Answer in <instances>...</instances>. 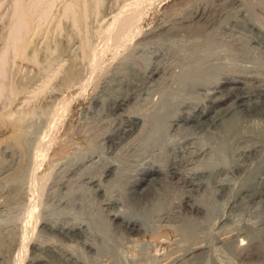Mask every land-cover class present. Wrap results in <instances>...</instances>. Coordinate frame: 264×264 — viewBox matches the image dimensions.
Returning <instances> with one entry per match:
<instances>
[{
    "label": "bare ground",
    "instance_id": "6f19581e",
    "mask_svg": "<svg viewBox=\"0 0 264 264\" xmlns=\"http://www.w3.org/2000/svg\"><path fill=\"white\" fill-rule=\"evenodd\" d=\"M14 1L6 43L17 55L27 45L21 38L30 13L22 0ZM87 2L67 0L59 14L76 36L72 61L85 62L89 76L79 80L78 71L67 68L63 80L79 81L68 85L60 112L52 114L63 124L78 99L88 101L79 122L88 131L87 145L56 161L49 175L57 202L94 208L109 232L124 237L145 231L125 215L146 205L145 218L143 212L136 216L159 223V232L149 236L155 264H264V217L256 219L248 207L264 206V0H168L145 27L147 9L158 0H122L117 13L97 22L91 49ZM96 69L100 74L94 79ZM46 134L33 150V166L61 153L50 130ZM172 181L184 193L170 196L152 187ZM77 182L86 187L89 202ZM41 184L35 187L37 197ZM36 221L31 233L46 231L76 243V248L53 249L58 261L114 262V245L95 229L90 214L68 219L65 212L49 223ZM171 221L180 230L173 232ZM31 238L21 241L19 264L36 251Z\"/></svg>",
    "mask_w": 264,
    "mask_h": 264
},
{
    "label": "rangeland",
    "instance_id": "374dc122",
    "mask_svg": "<svg viewBox=\"0 0 264 264\" xmlns=\"http://www.w3.org/2000/svg\"><path fill=\"white\" fill-rule=\"evenodd\" d=\"M31 1L32 2H30V0H22V5L25 4L24 6H28L29 8L27 9L28 14L30 13V20L25 26L26 31L22 32L23 38H21L27 45L21 54L17 52L16 55V52H13V50L9 48L11 45L6 43L12 35V30H10L12 24L10 23H13L11 21L14 20L13 9L15 1L0 0V56H2L0 58L5 59L3 64L0 65V264H19L21 260V241L24 242L26 236H32L31 240L36 251L32 254L29 252L28 255L24 257L25 264H67L58 261L55 257V253H52V251L57 247L63 249L76 248L77 245L75 242L64 241V239L59 236L57 237L56 234H50L46 231L39 232V230L35 229V231L31 233V227L34 226L33 223L36 220V222L41 221L49 223L54 220L56 216H63L65 212L68 219H80L86 214H90L91 218L94 219L95 229H102L103 232L107 233V240L111 245H114V249L110 250L114 255V262L111 264H155L152 258L155 250L153 248L154 246L150 243L149 236L150 234L159 232V223L152 222L153 224H150L144 219V215H147L146 205H143L140 211L139 209L134 210L136 213L130 211V213L125 215V217H129L130 220L133 221L134 219L137 221L140 227L137 226V228L141 231L145 229V231L143 230V233L137 237H129L126 235L124 237L119 231L117 233L115 231L109 232L107 226L105 228V223L100 217L99 212L94 208L87 211L84 206V209H78L79 207L70 204L69 206L63 207V205L56 200L58 190L55 189L54 191L56 187H51V185L47 183L49 181V175L51 176L53 171H55L58 165L56 163L60 161V159L65 160V158L73 156L76 152L82 151L87 145L86 135L88 131L86 128L79 126L81 111L87 106L88 102L85 98H80L74 103L72 112H69L68 118L65 119L66 121L63 122V124L59 123V119H56L57 116L53 117L52 114L54 111H58L62 99L68 97V94H66L68 85H70L71 82L75 83L81 80V78L84 79L85 74L87 76H89V74L87 73L88 67H86L85 62L83 63L81 59L80 61L82 62H79V60H77V62L72 61L74 60L72 56L74 52L73 47L76 43V36L75 33L67 27L68 21L59 15L63 6H65L64 2L67 0H41V2L36 3L33 2V0ZM91 1L94 0H86L88 4L91 3L89 7L91 9H89L88 4H86V9L88 10L86 13L89 15L88 18H86L87 24L85 23L88 29L85 32L87 33L85 34L87 37L86 40H89L87 41L89 44L90 41H93V43L90 44L91 46L89 45L90 49L97 40V36L93 35H95L99 29L98 23L101 22L105 16H109V13L110 15L111 13H117L116 10L122 5V0ZM166 1L168 0H158L157 5L152 9H147L142 26H148L149 22H154L158 19L160 6ZM41 10L42 12L43 10L46 11L44 15L41 14ZM30 11L33 12L31 13ZM93 13L98 16H94ZM56 20L58 22H56ZM59 23H61V25ZM60 26L61 28H59ZM6 45H8V48ZM2 52L6 55L5 57ZM134 56L137 57L136 53ZM67 68L76 69L80 79L78 80V78H76L71 82L64 81L63 78ZM125 73L128 75L129 71L127 70ZM91 74L95 79L100 73H97L96 69V71L94 70ZM126 80H128V78H126ZM42 83H44L45 86L44 84L42 85ZM90 94L91 93H89V96ZM52 120L54 122H52ZM50 126H52V128L49 129ZM48 129L51 135L55 137V148L59 147L61 153L59 152L58 155L57 153L53 155L55 160L51 156L49 160L46 156L38 166H33V150L38 140H44L46 138L47 131L49 133ZM65 146L67 149L70 148L71 150H66ZM64 149L65 152H63ZM31 170L34 171V175L31 174ZM40 176H42L41 179H39ZM39 183H42L41 185L43 186L41 187L44 191L42 189L41 194L43 195L40 194L37 197L35 187H38ZM76 184L77 189L85 196L87 193L86 187L82 183L79 184V182ZM164 185L165 186H159L154 182L152 183V187L155 190L161 192L167 190L166 192L170 196L184 193L182 185L177 184L175 181L174 183L172 181ZM84 188L85 190H83ZM32 192L33 194H29ZM196 196L198 198V194L194 195V198H196ZM31 199L33 202H31ZM37 199L39 200L38 202L36 201ZM88 199L89 198L85 196V202H89L87 201ZM248 207H250L249 210L253 212L256 219L257 217H264V206L260 203H250ZM119 210L116 209V211ZM141 212H143L142 217H144V220L137 217L141 216ZM240 212V209H237L233 211L230 216H233V219H235L238 217L235 214H240ZM92 214H94V217ZM200 216H203V214ZM255 218H252V220H256ZM160 224L164 226V222ZM168 225L170 229L174 227L172 228L173 232L180 230V225L178 223L171 221ZM173 240L174 239L171 238V242H173ZM159 250L161 254L166 252L163 248ZM236 264H239V262L237 261Z\"/></svg>",
    "mask_w": 264,
    "mask_h": 264
}]
</instances>
